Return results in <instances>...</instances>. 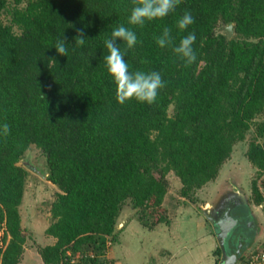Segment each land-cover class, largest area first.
<instances>
[{"label":"trees","instance_id":"1","mask_svg":"<svg viewBox=\"0 0 264 264\" xmlns=\"http://www.w3.org/2000/svg\"><path fill=\"white\" fill-rule=\"evenodd\" d=\"M132 7V0H0V124L10 125L0 135V264H21L32 238L22 225L29 171L20 161L33 146L58 188L46 229L55 242L38 247L43 264H60L68 250L102 251L128 200L155 215L152 225L167 221L168 174L191 198L219 176L253 125L262 142L252 141L247 156L264 172V121L255 122L264 114V0H181L143 26L128 24ZM185 11L194 23L182 31L176 21ZM220 24H232V36L218 32ZM121 25L137 36L125 54L129 71H156L165 81L152 104L115 98L104 40ZM164 27L176 45L195 32L193 64L157 45ZM77 29L83 46L75 45ZM62 37L67 56L54 48ZM253 193L260 205L256 183Z\"/></svg>","mask_w":264,"mask_h":264},{"label":"rangeland","instance_id":"2","mask_svg":"<svg viewBox=\"0 0 264 264\" xmlns=\"http://www.w3.org/2000/svg\"><path fill=\"white\" fill-rule=\"evenodd\" d=\"M8 1L12 2L13 0ZM25 5L26 2L22 3L20 7H24ZM1 19L5 24H11V15L7 11L2 13ZM14 31L16 33L21 32L17 26L14 27ZM217 31L225 33L227 32V26L220 24ZM173 110L174 106L172 105L169 112L173 113ZM260 121H264V114L259 115L255 119V122ZM255 140L262 142L261 139H256L255 125H253L251 130L247 133L246 138L235 145L231 157L223 165L219 176L214 181H211L201 189H198L191 198H185L181 195L182 183L180 178L173 172L169 173L167 176L169 189L164 201V207L167 209V213L170 209H177V207L182 206L185 208L191 207V210L194 212V207L195 212L203 216L206 223V229L212 230L216 235L215 227L206 218L203 211H207V203H211V201L217 198L221 193L232 189V184L236 185V183H238L240 188H242L247 194L249 205L254 212L255 218L254 221H250V224L252 223L251 226L253 228L257 227L262 229L261 227L264 226V209H260L259 205L255 204L253 200V186L254 183H256L260 191H264V172L260 173L258 168L249 161L247 156L249 146L251 142ZM20 164L29 171L25 197L21 206L22 225L32 234V238L29 239L26 244V252L21 264H43L38 247L40 245L55 242L54 237L49 236L46 233V229L52 222L51 203L56 197L58 188L55 184L48 180L46 156L40 148L36 146L31 147L25 154L24 158L20 161ZM244 208L245 209L243 210L250 215V209L248 207ZM185 217H188V215ZM154 219L155 215L150 214V211L135 208L133 203L129 200L125 202L117 222V229L115 233L117 236L113 239V246L110 250L115 248L116 245H120V242L124 243L123 241L126 240L129 232H126V234L122 232L130 223H135V228L130 231L131 238L135 239V242H137V246L139 247V255L135 264H151L152 223ZM242 228H244V225ZM200 231L201 229H199V234H201ZM252 231L253 230H250V233H252ZM260 236L261 234L259 233L255 235L254 240H251L250 246L247 248H253L260 239ZM109 240L110 238L108 241ZM117 240L119 241L116 244ZM143 240L144 242H142ZM106 242H103L101 249L106 246ZM141 246L142 248H140ZM230 247L232 251L235 250L232 239L230 240ZM247 248L245 251H249ZM87 249H90V247ZM180 257L182 259H186L189 257V253L184 251L181 253ZM221 257L222 253H217L216 250V264L220 263Z\"/></svg>","mask_w":264,"mask_h":264},{"label":"clouds","instance_id":"3","mask_svg":"<svg viewBox=\"0 0 264 264\" xmlns=\"http://www.w3.org/2000/svg\"><path fill=\"white\" fill-rule=\"evenodd\" d=\"M180 3L181 0H132L133 7L128 17V24L143 26L146 21L162 19L170 12H173ZM193 23L194 17L190 12L185 11L176 21V26L183 31ZM118 39L126 44L124 51L121 50L120 44L117 43ZM154 39L161 48L171 47L174 55L183 61L185 65H191L197 59L196 51L193 48L196 42L195 32H189L186 36H183L179 44L176 45L171 35V29L164 27L162 33L154 37ZM74 40L77 46L85 44L86 35L83 29H77ZM136 43V33L123 25L116 27L112 31L110 38L104 40V45L108 52L104 56V62L109 75L115 83V98L120 104L133 99L137 102L152 104L156 101L159 90L166 86L159 72L129 71L125 54L126 50L133 48ZM54 48L58 55H68L65 37L58 38ZM141 63H147V61L142 60ZM9 133L10 125L7 122L0 124V135L7 137Z\"/></svg>","mask_w":264,"mask_h":264},{"label":"crops","instance_id":"4","mask_svg":"<svg viewBox=\"0 0 264 264\" xmlns=\"http://www.w3.org/2000/svg\"><path fill=\"white\" fill-rule=\"evenodd\" d=\"M191 209L183 206L170 209L167 221L152 225L151 264H216V250L220 247L217 237L212 230L206 229L203 216L197 214L194 207V212ZM134 228L135 223H130L122 232H129L124 243L120 242V245L109 250L107 257L110 264L136 263L139 247L130 236ZM184 251L189 253L186 259L180 257Z\"/></svg>","mask_w":264,"mask_h":264},{"label":"water","instance_id":"5","mask_svg":"<svg viewBox=\"0 0 264 264\" xmlns=\"http://www.w3.org/2000/svg\"><path fill=\"white\" fill-rule=\"evenodd\" d=\"M230 36L233 34V25L227 26ZM239 216L234 213H228L219 221H214L216 237L222 251V257L219 264H237L238 259L244 253L245 249L250 246V215L241 209ZM244 225V228H242ZM234 238V240H233ZM234 243L235 250L230 247V240Z\"/></svg>","mask_w":264,"mask_h":264},{"label":"built area","instance_id":"6","mask_svg":"<svg viewBox=\"0 0 264 264\" xmlns=\"http://www.w3.org/2000/svg\"><path fill=\"white\" fill-rule=\"evenodd\" d=\"M262 193L264 196L263 190ZM259 207L260 209H264V200ZM112 246L113 242L107 240L106 246L102 251L96 248H83L78 251L69 250L60 264H110L107 254ZM247 249L249 251H244L238 259L237 264H264V230L261 232L257 244L253 248Z\"/></svg>","mask_w":264,"mask_h":264},{"label":"flooded vegetation","instance_id":"7","mask_svg":"<svg viewBox=\"0 0 264 264\" xmlns=\"http://www.w3.org/2000/svg\"><path fill=\"white\" fill-rule=\"evenodd\" d=\"M232 185V189L221 193L217 198L212 200L211 203L206 204L207 211H203V213L212 225V220L217 222L224 218L228 213H234L237 216H239V214L242 215L241 209H245L244 207H250L247 194L242 188H240V185L238 183ZM249 209L250 221H254V212L251 207ZM251 224L249 226L253 231L252 233L249 232V236L253 239L252 237H255V235L260 232V229L257 227L253 228Z\"/></svg>","mask_w":264,"mask_h":264}]
</instances>
